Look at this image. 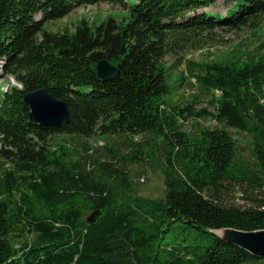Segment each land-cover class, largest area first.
<instances>
[{
  "label": "trees",
  "instance_id": "16d2710c",
  "mask_svg": "<svg viewBox=\"0 0 264 264\" xmlns=\"http://www.w3.org/2000/svg\"><path fill=\"white\" fill-rule=\"evenodd\" d=\"M230 1L220 15L216 0H0V61L23 83L0 98V264H264L212 233L264 230V42L189 68L190 85L213 93L212 111L168 100L177 42L263 26L264 0ZM98 2L128 15L46 28ZM104 60L118 79L98 76ZM42 89L65 102L67 125L31 118L25 96ZM192 117L217 124L191 135ZM234 131L249 138L248 158ZM101 135L125 138L124 151L84 141ZM140 162L162 171V198L137 194L127 164ZM229 188L250 203L228 204Z\"/></svg>",
  "mask_w": 264,
  "mask_h": 264
},
{
  "label": "rangeland",
  "instance_id": "374dc122",
  "mask_svg": "<svg viewBox=\"0 0 264 264\" xmlns=\"http://www.w3.org/2000/svg\"><path fill=\"white\" fill-rule=\"evenodd\" d=\"M230 8V0H216L214 7L211 8V12L226 15V12ZM127 15V11L121 5L98 2L90 6L79 7L61 20L48 22L46 23V28L54 33L64 32L67 29L73 31L75 26L85 18L89 21L90 25L96 26L109 17H113L121 22ZM190 16H192V14ZM38 19L39 16L36 17V20ZM263 42L264 24L262 27H257L254 30L249 28L239 30H222L216 28L214 30L200 32V34H197L195 37L192 36L187 42L184 41L183 46L179 45L177 42V46L170 48L171 52L165 59V63L169 69L172 86L175 87L168 98L169 102L172 104H182V101L183 103L188 102L194 104L197 111L203 108L212 111L211 102L213 93H203L199 87L193 88V85H190L188 79H190L189 77L192 75L189 68L195 67L198 72L197 68L201 63H227L228 61L235 60L237 57H245V49L248 46L259 47ZM4 77H6L5 72H3V69L0 66V79H3ZM182 78H185V81L180 83ZM13 84L14 82H10L9 90L12 87H15ZM214 96L216 98L219 97V91L216 90ZM216 124L217 123L214 119L211 118L197 120L195 117H192L186 122L184 131L191 133V135H198L197 132L200 128H212L216 126ZM233 136L237 142L238 153L244 158H248L251 154L249 138L245 134L237 133L235 131L233 132ZM68 140L69 142L73 141L70 138H68ZM79 140L80 138H76L75 142H78ZM84 141L90 142V146L92 147H97L98 145H103V147H105L109 145L108 148L116 146L123 151L127 142V140L121 136H109L108 138L106 135L94 137V140L91 141L88 139ZM139 141H141V144L145 143V141ZM58 143L65 144L61 139H58L57 145ZM95 149L101 150V148ZM108 153L107 149H103L100 151L98 158L100 160H106ZM159 157H161V153H158V158ZM1 162L2 161L0 160V164ZM127 169L132 173L135 190L139 196L151 199H159L163 197L165 187L160 168L140 162L127 164ZM142 175H145V179H141L139 182L138 179H140V176ZM224 199L228 204H234L236 206L248 205L250 203L243 199V196L239 193L238 189L234 190L233 188L228 189L224 194ZM18 245L20 244L18 243Z\"/></svg>",
  "mask_w": 264,
  "mask_h": 264
},
{
  "label": "water",
  "instance_id": "95a60500",
  "mask_svg": "<svg viewBox=\"0 0 264 264\" xmlns=\"http://www.w3.org/2000/svg\"><path fill=\"white\" fill-rule=\"evenodd\" d=\"M98 76L105 80L118 79L121 75L117 67L108 61H100L97 65ZM25 102L31 107V118L35 121L54 123L57 126L67 125L69 119L68 108L65 102L54 98L46 89L29 93L25 96ZM94 215L87 217L93 221ZM223 232V236L219 234ZM225 242L236 245L250 254L264 258V230L245 232L236 229H223L212 231Z\"/></svg>",
  "mask_w": 264,
  "mask_h": 264
},
{
  "label": "clouds",
  "instance_id": "9594fccd",
  "mask_svg": "<svg viewBox=\"0 0 264 264\" xmlns=\"http://www.w3.org/2000/svg\"><path fill=\"white\" fill-rule=\"evenodd\" d=\"M2 63L3 61H0V64ZM10 82H14L13 86H16L18 88H23V83L18 80H15V77L12 76V74H9L3 79H0V98H3L4 94H6L9 91Z\"/></svg>",
  "mask_w": 264,
  "mask_h": 264
},
{
  "label": "bare ground",
  "instance_id": "6f19581e",
  "mask_svg": "<svg viewBox=\"0 0 264 264\" xmlns=\"http://www.w3.org/2000/svg\"><path fill=\"white\" fill-rule=\"evenodd\" d=\"M219 234L222 235V236L224 235L223 232H219Z\"/></svg>",
  "mask_w": 264,
  "mask_h": 264
}]
</instances>
